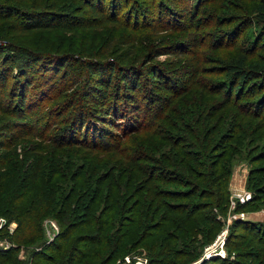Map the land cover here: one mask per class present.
<instances>
[{
	"label": "trees",
	"instance_id": "trees-1",
	"mask_svg": "<svg viewBox=\"0 0 264 264\" xmlns=\"http://www.w3.org/2000/svg\"><path fill=\"white\" fill-rule=\"evenodd\" d=\"M79 1L82 6L78 11L65 6L56 12L47 9L49 6L44 7L46 1L43 0H32L24 9L18 7L14 0H0V22L14 20L23 31L59 29L72 32L77 27H92L91 22L97 17L85 19L88 14L105 18L106 13H102L97 5V1L104 4V0ZM202 2L200 0V4ZM257 10L263 28L254 47L258 45L264 52V0ZM194 11L198 12L197 7ZM107 15L109 17V13ZM118 17L116 14L115 19ZM149 28L146 25L141 27ZM3 46L6 45H0V87L6 86L8 71L12 73L19 68V76L24 78L20 82L21 113L40 107L42 103H36L38 100L48 97L50 100L55 96L50 95L44 86L53 83L56 87L59 78L66 80L74 76L67 69L59 75L62 60L56 55L57 58L49 64L40 61L43 59L41 56H33L17 66L16 53ZM147 51L144 65L163 52L170 53L161 48ZM253 57L254 54L249 55L245 51L225 61L222 70L226 76L223 82L228 99L226 106L233 108H227L211 126V119L216 115L214 103H184L188 89L178 100V89L170 85L169 76L160 67L148 70L157 88L163 92L155 99L159 103H152L146 111L140 108L143 103L134 105L136 94L149 92L148 85L140 84L142 71L132 65L117 67L110 61L87 62L86 69L91 74L100 71H109L110 74L117 67L120 76L118 89L114 90L108 103H98V111L90 113L86 107L94 104V90L88 89L81 92L80 99L58 104L49 119L42 125L38 123L35 130L39 133L30 132L34 126L29 121L8 119L0 122V149L11 147L14 137L20 140L21 136L28 135L40 137L38 143L44 144L50 139L42 137V132L56 126L49 153L42 148L34 149V144L28 147L26 153L36 151L39 159L22 161L16 157L14 149L11 152L14 159L0 154V216L17 221L13 233L8 234V240L17 245L2 250L0 256L10 264H24L17 258L16 251L21 244L38 242L43 238V216L49 213L63 223L62 228L53 241L44 243L42 250L34 252L36 259L32 264H107L116 253L127 247L128 240L135 245L151 240L147 244L153 253L149 264H187L190 259H195L198 252L194 251V245L200 241L203 245L215 238L217 223L221 222L216 218L214 207L228 210L230 169L227 158L233 148L232 142L236 137L243 141V135L251 132L245 128L248 123L244 125V120L249 121L250 116L261 118V103H237L242 98V87L255 78L264 79V58L260 63L253 61ZM41 64L45 67L40 68ZM37 72L39 76H46L36 88L35 99L27 101L29 96L26 92L34 87L33 75ZM95 82L108 91L111 74L106 78L99 77ZM121 88L124 90L122 93ZM99 92L105 98L109 97ZM147 100L151 101L150 98ZM250 105L254 107L253 111L249 110ZM0 113L21 117L8 105L1 107ZM55 113L56 117L64 119H50ZM117 121L120 125L116 124ZM112 125L121 127V132L113 134L112 130L104 129ZM7 133L8 137L2 138V134ZM74 147L78 152L81 148H89V153L82 157L83 163H77L72 169L71 157L76 155L72 153ZM40 156L49 157V160L45 163ZM43 166L51 174L46 185L35 183L40 179ZM4 169L12 170L6 176L10 181L5 187ZM99 170L102 172L98 173ZM107 180H110L109 184H106ZM93 184L105 186V190H96ZM257 192L250 202L239 205L238 209L246 210L253 202L261 200L264 189ZM100 200H103L102 206L94 212ZM231 226L235 229L228 234L226 248L231 240H239L236 241L239 244L240 239L249 238L251 243L261 246V251L238 253L239 256H252L257 264H264V230L242 219L235 220ZM186 240L188 245L182 243ZM180 246L183 247L179 249ZM187 246L190 248L185 251ZM179 258H185L183 263H178ZM213 258L224 264L241 262L228 256L221 258L216 255Z\"/></svg>",
	"mask_w": 264,
	"mask_h": 264
},
{
	"label": "rangeland",
	"instance_id": "rangeland-1",
	"mask_svg": "<svg viewBox=\"0 0 264 264\" xmlns=\"http://www.w3.org/2000/svg\"><path fill=\"white\" fill-rule=\"evenodd\" d=\"M31 1L14 0L21 9L30 5ZM43 1H46L44 7L49 6L47 9L56 12L62 11L65 6L78 11L82 6L79 0ZM202 1V4H200V0H104V4L101 1H97L102 13H106L105 18L102 19L99 16L88 14L85 19L97 17L96 20H92V27H77L72 32H64L59 29L23 31L21 26L14 20L0 22V45H6L2 48L16 53L17 66L22 64V60L30 59L33 56H41L43 59L40 61L46 64L52 63L55 58L59 57L62 60L60 62L59 75L66 69L70 75H74L71 79L69 77L66 80L59 78L56 87L53 83H50L47 87L44 86L50 95L55 96L50 100L49 97L45 100H38L36 103H42L40 107L33 111L21 113L19 109V103H22L20 82L24 78L22 75L19 76V68H15L12 73L8 71L7 84L5 87H0V103H3L0 108L8 105L9 109L16 111V114L20 113L21 117L19 115L0 113V122L8 119L20 122L29 121L34 126V129L32 128L30 132L39 133L35 130L37 125H39L38 123L42 125L46 119H49L51 111L58 108V104L76 101L80 99L81 92L88 89L94 90L92 102L94 104L86 107H89L90 113L94 110L98 111V103H108L114 90L118 89L120 76L118 75L117 67L124 68L132 65L142 71L143 75L141 76L140 84L145 83L148 85L149 90L146 95L142 92L136 94V98L132 102L134 105L135 103H138V105L143 103L140 108L146 111L152 103H159L155 99H157V96L162 95L163 92L157 88V83L152 80L153 78L148 73V70L160 67L169 76L170 85L178 89L180 97L178 100L184 97L183 92L188 89L189 93L186 94L187 100L184 103H214L213 110L216 115L211 119V126L227 108L229 110L233 108L226 106L228 99L224 94L226 88L223 86L226 76L222 70L225 61L233 59L240 52L246 51L249 55L254 54L253 61H261L260 63H263L264 52L258 48V45L254 47L255 40L259 38V32L263 28V22L257 10L259 3L263 0ZM195 7H197L198 12L194 11ZM107 13H109V17H107ZM114 14H118L119 17L116 18L118 20L115 19ZM142 25L151 28L141 29ZM179 45L182 47L180 48ZM145 47H148L147 50H151V48L166 49L170 53L166 54L163 52L149 64L144 65V62L147 61L145 56L148 52ZM94 61H110L117 66L110 73L111 85L108 91L99 86L95 80L99 77L106 78V75H110L109 71L91 74L86 69L87 62ZM41 65L40 68L45 67V64ZM38 74L40 75L39 72L33 75L34 87L26 92V96H29L27 101L35 99L36 88L46 76V74H41V76ZM62 88L65 91H59ZM119 90L121 93L124 91L122 88ZM99 91L106 93V95L108 94L109 97L106 96L105 98ZM74 92L77 93L75 94ZM241 92L242 98L237 103H261V118L247 117L249 121L244 120L243 124L248 123L245 128L251 132L243 135V141L236 137L232 142L233 148L227 158V164L230 169L228 190H230L231 197L232 189L245 188L252 192L253 199V196L256 193L258 194L257 191L259 189H264V79L255 78L251 80L241 88ZM59 93L60 95L57 97L56 95ZM148 98L151 101L147 100ZM84 103L90 102L85 101ZM239 109H235L237 113H240ZM253 109L254 107L250 105L249 110L253 111ZM151 110L155 111L154 108H151ZM213 110L211 113H213ZM96 113L99 114V112ZM53 116L50 119L54 120L56 113ZM56 119L60 121L64 118L57 116ZM116 124L120 125L118 121ZM160 124H163V122H160ZM107 125L110 124L107 123ZM55 129L56 126L54 125L52 128L48 127L42 132L44 133L42 137L50 139V141L48 140L41 145L38 143L41 141L38 136H21L20 140L14 137L12 140L14 144L10 145L11 147L9 148L0 149V154H5L8 159L9 157L13 158L11 152L14 149L16 157L18 156L22 161L39 159V153L36 151L32 150L26 153L28 147L31 148L32 144H34V149L42 148L45 151L48 150L47 153H49V143L51 139H54ZM104 129H107V131L112 130L113 134L121 132V127L114 125L112 127L106 126ZM5 137H8V133L2 134V138ZM241 142L243 143L238 145ZM24 144H26V147H23ZM76 147L72 151L73 154L76 153V155L71 157L74 163L72 169L77 166V163H83L84 159L82 157L89 153V148H81L78 152ZM110 151H113V149ZM40 157L42 159L43 156ZM43 158L46 163L49 157ZM65 158L67 157L65 156ZM4 171L6 180L3 183V187L10 181L6 176L12 170L4 169ZM30 172H33V170ZM100 172L102 170L98 171V173ZM50 175L48 168H42L40 179L35 180V183L46 185ZM109 182L110 180H107L106 184H109ZM94 188L96 190L100 188L101 191L105 190V186L102 188L98 184ZM71 203H73L72 200ZM102 203L103 200L96 203L94 212L100 210ZM243 210L247 213L246 218L243 220H248L255 224L261 231L264 230V197L253 202L246 210ZM222 211V208L214 207L216 218L221 222L217 223V231L215 232V238L212 239L213 241L226 226L228 227V234L235 229L234 226H231L235 220L229 222V206L228 210ZM53 216L49 213L43 216L42 226L44 233L41 240L21 244L19 250L16 251L17 258L24 264H32L36 259L33 256L34 252L39 249L42 250L43 244L53 241L55 236L61 231L63 223ZM0 217L6 218V224L0 231V240H8L10 225L15 221L16 228L17 221L5 215ZM53 223L57 225V228L54 227ZM55 233L56 235L53 236ZM52 236L53 238H51ZM200 237L198 239H201ZM212 240L203 245V241L195 244L194 251L198 252V256L195 259H190L187 264H224L213 257L201 260L204 249L213 242ZM150 241L146 240L135 245L128 240L127 247L116 253L107 264H134L135 257L138 256L146 257L148 260L147 264H149L153 255L147 248V244ZM236 241L239 240H231L228 243L226 248L228 257L241 261L240 264H257L256 260L251 258L252 256H239L238 253H246L247 251L259 253L261 246L257 243H251L249 238L240 239L239 244ZM182 243L188 245L187 240ZM189 248L187 246L184 249L188 251ZM1 251L2 248H0ZM49 253H53V251ZM125 256L132 258L131 263L125 262ZM184 259L179 258L177 261L178 263H183ZM0 264H10V262H6L0 256Z\"/></svg>",
	"mask_w": 264,
	"mask_h": 264
},
{
	"label": "built area",
	"instance_id": "built-area-1",
	"mask_svg": "<svg viewBox=\"0 0 264 264\" xmlns=\"http://www.w3.org/2000/svg\"><path fill=\"white\" fill-rule=\"evenodd\" d=\"M252 199V192L243 188V189H232L231 197L229 201V222L233 220L245 219L247 213L243 209H238L239 205L246 204ZM6 224V218L0 217V231L4 228ZM15 221L11 223L9 232L13 233L15 229ZM54 227L57 228V225L53 223ZM9 233V234H10ZM57 233V232H56ZM53 234V236L56 235ZM227 234H228V227L226 226L216 237V239L210 244L207 245L204 249V254L201 260L213 257V256H220L221 258H226L227 250H226V243H227ZM53 236L51 238H53ZM12 247H16V244L10 240H0V248L2 250H6ZM134 264H147L148 260L146 257L138 256L135 257ZM132 258L130 256H125V262L131 263Z\"/></svg>",
	"mask_w": 264,
	"mask_h": 264
}]
</instances>
